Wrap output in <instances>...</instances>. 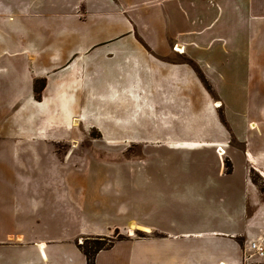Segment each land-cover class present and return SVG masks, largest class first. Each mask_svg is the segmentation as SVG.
Here are the masks:
<instances>
[{"label":"crops","instance_id":"obj_1","mask_svg":"<svg viewBox=\"0 0 264 264\" xmlns=\"http://www.w3.org/2000/svg\"><path fill=\"white\" fill-rule=\"evenodd\" d=\"M261 12L264 0H0V223L11 215L55 227L0 235L1 246H14L11 255L0 252V264H87L78 243L117 230L128 238L100 251L96 264H256L245 251L264 240V196L251 177L255 170L264 178V158L230 150L227 172L221 103L212 105L208 91L197 88L194 66L170 58L181 47L209 80L220 68L243 82L244 65H264ZM217 29L235 40L216 41ZM99 31L111 33L108 41L95 38ZM69 36L78 41L69 45ZM106 45L113 50L100 52ZM141 120L155 136L128 133ZM88 138L120 150L135 142L153 152L166 148L184 166L138 171V187L127 184L131 176L112 175V185L90 188L78 153ZM209 153L217 155L216 176ZM193 154H206L198 167ZM182 207L203 215L194 222L201 227H164V210ZM134 230L164 235L136 240Z\"/></svg>","mask_w":264,"mask_h":264},{"label":"rangeland","instance_id":"obj_2","mask_svg":"<svg viewBox=\"0 0 264 264\" xmlns=\"http://www.w3.org/2000/svg\"><path fill=\"white\" fill-rule=\"evenodd\" d=\"M260 20L264 21V15L262 12L260 14ZM213 28L218 27L214 25ZM94 34L95 38H97L100 42L108 41V38L111 35L110 32L104 31H99ZM233 35L234 34L231 33H220L219 30H215L212 33V37L216 41H220L225 44L227 39L230 41L235 40ZM76 41H78L77 38L69 36V45H73ZM173 49L176 54L173 55L170 60L185 62L194 66L199 79L197 80V88H201L202 86L208 91L210 95L209 97L211 98V101L209 102L212 103V105L215 102L221 103L219 107L216 108V112L227 130V135L229 138L228 145L230 148L227 155L224 152L225 155L223 156L222 160L224 168H226L227 165L230 167V169H232V163L230 161L231 151H242L245 154L247 152L255 153L264 158V65H244L243 82H241L239 78L236 82L234 80V76L231 78L232 75L229 74L227 78L220 68H213L211 81L206 77L203 69L197 63L193 62L185 55H180L176 50V46H174ZM99 50L100 52L111 51L113 50V45H106L101 47ZM261 51L264 50L261 49ZM231 53L232 50L229 49V54H224L226 57H228L229 66L230 64L235 63V59L230 56ZM225 56L224 58H226ZM222 84L224 86V93H226L225 96L220 95V87ZM42 85V82H38L37 88L41 89ZM252 93H254V96H252ZM144 122L146 121L137 122L134 124L133 128L130 129L128 133L133 136H155V130L151 129L148 125L146 126ZM252 122H254L253 124H255L256 128H252ZM208 131L209 130L199 129L198 133L201 132L202 135L208 134L209 136V133H207ZM91 136L100 137L101 135L97 131H93L91 132ZM88 140L89 141L85 140L79 146L80 150H78V153L83 152L84 154L82 168L84 171H90V176L84 180L85 185L87 184L90 188L93 187L103 189L112 185L114 182L112 175H117L118 178H120L119 176L123 177V175L131 176L130 180L128 178L126 181L127 184L129 185L130 183L132 187H138L140 181V177L137 173L138 171L147 169L152 171V174H155L156 169H176L183 168L184 166V161L182 158L179 159L180 157H174L172 152L168 151L166 148L158 151L154 150L153 152L151 150L152 147L146 150L147 146L135 142L127 145V147L119 146L122 147L121 151L118 148H113L109 145H106L103 141H95V143H91L90 138H88ZM69 147L70 146H61V149L62 151H65ZM214 147L215 149L217 148V146ZM218 149L219 148H217V152L219 151ZM207 155L208 156L206 159L210 165L209 172L212 176H216L219 170L217 155L214 153H209ZM205 156L206 154H193L192 162L194 166L196 165V167H198L200 165L201 158H204ZM235 159L236 174L241 176L244 167V158L241 153H238L235 155ZM146 161H148V165H146ZM260 165L264 169V161H261ZM226 170L228 169L226 168ZM251 177L252 180L259 186L262 196H264V178L255 170H252ZM214 195L216 198H219L221 193L219 194L214 192ZM147 211H151V208H148ZM216 212L217 211L215 209H212L213 215H215ZM200 218H203L201 213L198 214L196 210L185 207H182L180 210H164V216H162V220L165 223L164 227L167 230L174 232L183 228L193 229L194 227H201L200 225L194 224V222ZM173 221L177 224H172ZM19 229H23L24 231H27V233H30V231L38 233H46L47 231L55 232V227L53 225L47 226L42 223L37 224L25 222L18 223L12 219L11 215H5L2 224L0 223V235L3 236H6L8 233H14ZM68 229L69 231L76 232L78 231V225L69 224ZM163 235L164 234L158 230H134L130 236L133 239L141 240L149 237H162ZM97 238H104L106 240H98ZM109 238L114 239L115 243L117 241L127 239L128 237L127 234L125 235V233H120V231L117 230L112 237H89L86 239H91L88 245H93L96 242L109 244ZM84 240L85 239H83L80 243H82ZM258 240L264 241L263 239ZM4 244V246L0 245V252H4L6 255H11L13 251L12 248H14V246L12 243L8 242H4ZM248 250L249 248L247 251H245V258L247 261L256 264H264V259L258 257H249Z\"/></svg>","mask_w":264,"mask_h":264},{"label":"trees","instance_id":"obj_3","mask_svg":"<svg viewBox=\"0 0 264 264\" xmlns=\"http://www.w3.org/2000/svg\"><path fill=\"white\" fill-rule=\"evenodd\" d=\"M38 83V82H37ZM43 84V83H42ZM43 86V85H42ZM42 89V87H41ZM41 89L37 88L36 85V94H37V98L40 99L41 98ZM226 168L228 169L227 171L230 172L231 169L229 166L226 165ZM98 240H106L104 238H97ZM91 239H85L82 243H78V247L79 249L83 252V254L86 256L87 259V264H96L95 263V258L96 255L102 251V250H107L110 249L113 245H114V239L109 238V244H105V243H99L96 242L93 245H88L89 241ZM101 242V241H100Z\"/></svg>","mask_w":264,"mask_h":264},{"label":"built area","instance_id":"obj_4","mask_svg":"<svg viewBox=\"0 0 264 264\" xmlns=\"http://www.w3.org/2000/svg\"><path fill=\"white\" fill-rule=\"evenodd\" d=\"M249 257H258L264 259V241H252L249 245Z\"/></svg>","mask_w":264,"mask_h":264},{"label":"bare ground","instance_id":"obj_5","mask_svg":"<svg viewBox=\"0 0 264 264\" xmlns=\"http://www.w3.org/2000/svg\"><path fill=\"white\" fill-rule=\"evenodd\" d=\"M177 50L181 51V50H182V48H181V47H179ZM251 126H252V128H256L255 124H252ZM220 151H221V154H222V153L224 154V151H223V150H220Z\"/></svg>","mask_w":264,"mask_h":264}]
</instances>
